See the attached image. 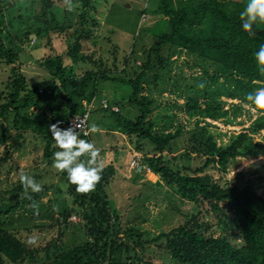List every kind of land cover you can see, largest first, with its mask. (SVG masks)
I'll return each mask as SVG.
<instances>
[{
    "label": "rangeland",
    "instance_id": "rangeland-1",
    "mask_svg": "<svg viewBox=\"0 0 264 264\" xmlns=\"http://www.w3.org/2000/svg\"><path fill=\"white\" fill-rule=\"evenodd\" d=\"M155 7L156 0H0V40L17 54L0 60V89L12 69L29 84L44 83L45 91L60 88L62 96L72 91L73 80L79 84L86 73L96 74L84 98L67 103L61 96L55 107L69 115L88 113V128H97L89 131L88 141L99 150L101 168L114 169L104 189L118 243L130 248L125 254L123 246L118 259L138 256L140 264H189L174 260L167 240L158 236L195 220L204 223L205 235L226 237L235 245L243 242L242 233L231 218L220 221L198 203L197 195L170 183V175L155 173L151 161L162 155V165L173 175L209 176L224 188L250 185L264 197V130L252 128L264 110L222 98L228 114L220 120L189 114L190 101L204 106L207 99L196 93L205 88L203 81L211 82L179 48L164 52V65L152 60L153 68L142 67L155 43L148 33L158 19ZM113 79L140 84L137 100L148 112L143 130L161 140L170 138L162 153L129 127L140 115L131 98L134 89ZM105 103L118 112L106 110ZM46 104L41 96L38 106H29L20 116L42 121L49 116ZM18 116L0 112V229L22 242L27 254L7 264H54L62 253L86 247L92 239L66 173L52 167L53 156L47 157L45 145L23 131ZM246 130L240 153L252 151L254 156L238 157L234 166L226 167L212 161V145L224 147ZM21 172L40 184L39 192L21 185Z\"/></svg>",
    "mask_w": 264,
    "mask_h": 264
},
{
    "label": "trees",
    "instance_id": "trees-1",
    "mask_svg": "<svg viewBox=\"0 0 264 264\" xmlns=\"http://www.w3.org/2000/svg\"><path fill=\"white\" fill-rule=\"evenodd\" d=\"M82 1L88 4L89 0ZM246 3V0H156L153 13L158 19L152 22L148 29L155 43L142 67L146 70L153 68L152 60H155L158 66L164 65L168 60V57H163L164 52L175 48L183 49L193 57L192 68L201 69L211 84L203 81L205 88L198 91L196 96L206 98L207 101L203 103V107L190 101L187 104L189 114L202 113L205 118L220 120L228 114V111L223 109L220 101L222 98L238 100L241 104L249 105L245 100L246 94L264 87V73L258 69L254 58L259 45L264 44V22L256 23L251 35L242 30L239 13ZM13 58H17L15 51L6 49L0 40V60ZM210 70L214 71L210 73ZM94 76L97 75L93 72L86 73L85 79L79 84V79L73 80L70 85L72 91L67 96H62L60 88L45 91L44 83L29 84L24 76L12 69L10 80L4 89H0V112L3 116L9 111L20 116L22 110L32 105L38 106L39 98L45 96L49 116L45 115L42 121L18 116V121L24 132H31L39 144L45 145V153L47 157H51L58 149L48 126L59 123V127L67 128L69 119L77 115H69L63 109L56 108L58 99L62 96L64 101L70 103L74 98H84ZM113 80L122 81L134 89L131 98L134 105L139 107L140 115L136 122L128 123L129 127L139 136L150 140L162 153L170 138L161 140L143 130V120L148 112L137 100L140 90L138 81ZM63 88L66 89L65 86ZM42 89L45 91L43 94ZM233 107L239 109L237 105ZM106 110L113 108L110 106ZM252 128L253 131L264 130V117L257 118ZM247 131L239 134L224 147L212 145V161L226 167L234 166L238 157L254 156L252 151L247 154L240 153L247 140ZM80 136L88 141V136ZM161 160L162 155L151 161L155 173L165 172V176L170 175V183H176L193 196L197 195L198 203L219 217L220 221L231 218L243 236L240 245L231 243L226 237L213 238L203 233L204 223L195 220L191 225L158 236L157 240H167V248L172 258L189 264H264V197L258 195L250 185H230L224 188L209 176L173 175L169 168L162 165ZM113 174L112 166L102 168L101 179L92 191L86 193L77 192L76 186L68 181L74 204L82 209L80 216L83 221H87L88 235L92 243L62 253L54 264L143 262L138 256H127L122 261L118 259L121 258V250L125 245L118 243L114 217L104 189L111 182ZM141 245L143 241H140L139 246ZM26 252V246L22 242L0 229V264L22 261ZM129 252L130 248L125 246L124 253Z\"/></svg>",
    "mask_w": 264,
    "mask_h": 264
},
{
    "label": "clouds",
    "instance_id": "clouds-1",
    "mask_svg": "<svg viewBox=\"0 0 264 264\" xmlns=\"http://www.w3.org/2000/svg\"><path fill=\"white\" fill-rule=\"evenodd\" d=\"M239 19L242 30L251 35L254 25L264 22V0H247L239 13ZM254 58L258 69L264 73V44L259 45ZM245 100L254 108L264 110V87L247 93ZM81 127L82 122L75 118L68 128H61L59 123H55L48 126V131L58 149L52 154V167L64 171L69 183L76 186L77 192L86 193L92 191L101 179L102 168L97 159L99 150L90 141L79 138ZM89 131L96 132V126L92 125ZM81 157L86 159H80ZM19 181L25 189L40 191V184L23 172L19 174Z\"/></svg>",
    "mask_w": 264,
    "mask_h": 264
},
{
    "label": "built area",
    "instance_id": "built-area-1",
    "mask_svg": "<svg viewBox=\"0 0 264 264\" xmlns=\"http://www.w3.org/2000/svg\"><path fill=\"white\" fill-rule=\"evenodd\" d=\"M42 91V90H41ZM104 105V108L107 109L109 108V106L105 103L103 104ZM114 111H117L114 110ZM77 119L79 121L82 122V127L80 128V134L84 135V136H89V128H88V123H89V120H88V113H85V114H77V115H74L73 117H71L67 123V128L72 126V123H73V120L74 119ZM88 133L87 135H85L84 133Z\"/></svg>",
    "mask_w": 264,
    "mask_h": 264
}]
</instances>
